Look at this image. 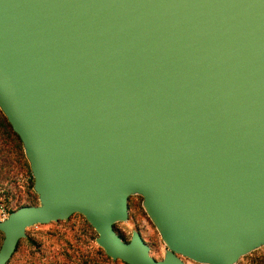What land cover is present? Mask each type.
<instances>
[{"label": "water", "instance_id": "water-1", "mask_svg": "<svg viewBox=\"0 0 264 264\" xmlns=\"http://www.w3.org/2000/svg\"><path fill=\"white\" fill-rule=\"evenodd\" d=\"M0 109L39 197L0 219V264L75 213L127 264L264 245V0H0ZM133 195L163 259L115 229Z\"/></svg>", "mask_w": 264, "mask_h": 264}, {"label": "rangeland", "instance_id": "rangeland-1", "mask_svg": "<svg viewBox=\"0 0 264 264\" xmlns=\"http://www.w3.org/2000/svg\"><path fill=\"white\" fill-rule=\"evenodd\" d=\"M34 179L22 161L18 150L5 144L0 132V219L23 205L39 204ZM115 229L126 241L137 230L150 246V254L163 259L167 246L143 206V197L129 199L128 220L118 222ZM97 231L80 213L67 220L38 224L27 229V237L7 264H127L114 260L97 243ZM4 234L0 231V247ZM185 264H203L184 258ZM236 264H264V245L245 255Z\"/></svg>", "mask_w": 264, "mask_h": 264}, {"label": "trees", "instance_id": "trees-1", "mask_svg": "<svg viewBox=\"0 0 264 264\" xmlns=\"http://www.w3.org/2000/svg\"><path fill=\"white\" fill-rule=\"evenodd\" d=\"M0 132L2 134L5 144L7 143L11 144L18 150V154L20 155L22 161L28 168L30 175H32V178L34 179L30 169V164L25 155L22 140L20 139L19 135L16 132H14L11 124L9 123V121L7 120L6 116L4 115L1 109H0Z\"/></svg>", "mask_w": 264, "mask_h": 264}]
</instances>
